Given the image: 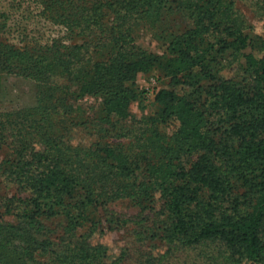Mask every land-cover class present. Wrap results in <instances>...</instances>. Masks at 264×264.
I'll list each match as a JSON object with an SVG mask.
<instances>
[{"label":"trees","instance_id":"16d2710c","mask_svg":"<svg viewBox=\"0 0 264 264\" xmlns=\"http://www.w3.org/2000/svg\"><path fill=\"white\" fill-rule=\"evenodd\" d=\"M57 8L79 43L0 41V85L15 77L33 87L28 105L0 109L8 151L0 181L14 187L0 195V264H107V250L89 237L101 230L100 210L124 200L166 216L171 244L218 242L232 264H264V35L255 50L236 0H65ZM173 9L186 22L179 33L164 21ZM140 27L162 54L136 45ZM152 70L169 84L132 135L135 156L71 142L76 131L93 136L96 119L128 118L142 94L132 83ZM86 96L102 101L96 117L80 103ZM173 125L171 134L159 130ZM57 217L65 226L51 241L42 219Z\"/></svg>","mask_w":264,"mask_h":264},{"label":"rangeland","instance_id":"374dc122","mask_svg":"<svg viewBox=\"0 0 264 264\" xmlns=\"http://www.w3.org/2000/svg\"><path fill=\"white\" fill-rule=\"evenodd\" d=\"M63 5L65 0H0V41L17 47L29 43H50L52 40H58L65 45L79 43L80 36H76L55 18L56 11H63L57 6ZM236 6L251 25V30H247L245 34L251 37L253 47L258 51L260 44L256 35H264V3L257 4L255 0H236ZM164 21L167 28L176 33L181 32L186 25L174 9L165 16ZM136 45L158 55L164 51L161 43L154 37L153 31H148L145 27L137 30ZM260 56H264V52ZM223 75L229 77L232 74L226 69ZM3 78L0 85L1 111L16 110L31 103L32 84L15 77ZM168 84L169 78L159 70L138 74L132 87L142 94L140 99L131 102L128 109L129 117L124 120L111 118L109 123H102L96 119L93 124V136L86 131H76L71 136V142L82 145L99 142L121 148L131 157L135 156L139 148L132 135L138 132L144 118L157 112L154 94ZM101 102L99 98L88 96L80 101L81 104L89 106V113L94 114L95 117L99 115ZM175 128V125L160 126L159 130L171 134ZM7 155V149L1 147L0 162ZM13 193V186L0 181V195ZM98 218L101 221V230L93 233L89 238L92 244H100L107 250V261H109L107 264L112 262L117 264H140L141 262L143 264H232L231 261H227V254L218 242L194 247L171 244L165 236L168 227L166 216L158 215L150 210L142 211L126 200L111 203L106 209H101ZM115 221L118 222L115 224ZM42 223L49 229L48 235L51 241H55L56 235L61 234L65 226V220L62 217L43 218Z\"/></svg>","mask_w":264,"mask_h":264}]
</instances>
